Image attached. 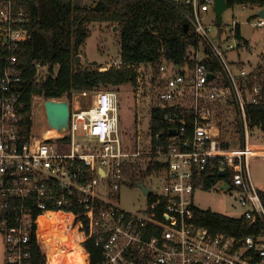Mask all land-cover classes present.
<instances>
[{"label":"built area","instance_id":"obj_1","mask_svg":"<svg viewBox=\"0 0 264 264\" xmlns=\"http://www.w3.org/2000/svg\"><path fill=\"white\" fill-rule=\"evenodd\" d=\"M170 1L185 19L193 39L180 64L161 57L133 64L118 60L98 68L133 71L128 86L139 149L125 143L118 126L120 98L113 89L79 91L76 103L67 100V128L62 132L50 129L54 134L36 137L31 114L27 125L19 106L25 89L16 57L4 59L0 76L4 263L26 262V243L35 227L48 264L37 220L44 213L60 212L67 215V228L85 252L87 264L82 243L88 239L100 247V264H264V207L248 173L250 125L245 113L247 106L264 105V75L259 66L248 68L231 58L247 43L239 34V23L232 20L226 26L222 19L217 22L213 0ZM1 6L2 44L15 47L27 41L29 36L21 27L23 10L15 9L11 1ZM237 6L255 11L256 18L247 20L250 27L264 25L262 7L256 3ZM54 75L46 66L36 64L33 81ZM85 97H89L87 104L82 103ZM38 98L33 96L32 102ZM153 111L161 113L166 137H160L159 131L151 133ZM144 117L146 130L142 131L138 125ZM170 129L176 134L169 135ZM143 157L145 161L137 164ZM149 164L153 168L147 176L160 178V190L147 187L151 193L137 212L119 209V188L129 185L126 171L135 165L146 171ZM209 179L214 180L209 189L232 193L241 209L238 217L229 218L244 224L255 222L254 233L237 236L200 223L192 195ZM151 195L155 197L153 205L161 208L159 213L149 210L147 197ZM14 201L18 202L16 211L11 206ZM33 210L38 211L34 218ZM54 242L57 252L62 251L57 237Z\"/></svg>","mask_w":264,"mask_h":264},{"label":"trees","instance_id":"obj_2","mask_svg":"<svg viewBox=\"0 0 264 264\" xmlns=\"http://www.w3.org/2000/svg\"><path fill=\"white\" fill-rule=\"evenodd\" d=\"M11 1L14 8H21L25 21L21 25L29 39L17 43L15 47L3 45L0 40V76L3 71L4 59L16 57V66L24 87V93L19 101L21 113L27 125L31 114L33 96L47 99H69L72 91H88L99 86L116 88L132 83L134 73L131 69L110 67L99 71L97 64L81 67L76 64L75 57L79 47L88 36V25L102 22L116 26L119 37L118 58L127 64L154 62L161 57L180 64L189 45L193 43L192 36L187 30L183 31L185 19L170 0H96L93 7L74 5L72 0H0L1 3ZM228 7L244 3H256L264 9V0H225ZM0 18V23H3ZM16 26V25H14ZM264 58V55H263ZM40 64L52 72L57 66L53 77L46 76L44 81L35 83V65ZM264 75V67H260ZM246 117L250 126H259L264 132V105L247 106ZM160 114L152 112L151 133L160 132V137H166L165 127L160 122ZM152 164L147 165L146 171L139 166L126 171L129 185L133 186L142 181L147 172L152 170ZM157 169V168H155ZM214 180L209 179L202 189H209ZM264 207V192H258ZM153 195L147 197L150 211H161L155 207ZM17 201L11 203L16 211ZM38 211L32 212V218ZM200 223L214 231H223L237 236L254 233L257 225L244 224L209 210L197 211ZM48 225V219L46 217ZM88 254L89 264H100V247L95 246L91 239L82 243ZM28 258L24 264H47V256L43 251L37 230L32 227L29 240L25 247ZM48 255L49 248L47 247ZM6 264V263H4Z\"/></svg>","mask_w":264,"mask_h":264},{"label":"rangeland","instance_id":"obj_3","mask_svg":"<svg viewBox=\"0 0 264 264\" xmlns=\"http://www.w3.org/2000/svg\"><path fill=\"white\" fill-rule=\"evenodd\" d=\"M72 1L74 5L80 7H93L96 3V0ZM255 18L256 14L254 10L248 8L242 10L237 5L224 10L221 17L223 25L229 26L232 20L239 23V34L246 41L247 46L238 51V56L233 55L231 58L240 61L248 68L256 66L264 67V25L252 28L247 22V20ZM118 41L119 37L116 26L102 22L89 24L88 36L79 47L78 54L76 55L78 56L76 64L81 67L89 66L93 63L102 66L118 61ZM57 68V66L53 67V74L56 73ZM110 89L116 90L118 98H120L118 126L123 132L125 143L128 148L139 149V145L137 144V120L131 116V88L126 84L116 88L99 86L93 90ZM78 93L79 91H72L69 99L63 100H68L70 104H74L78 101ZM89 97H92V95ZM89 97L83 98L82 103L87 104ZM44 99L46 100V98L39 96L38 99L33 100L31 103V130L32 134L36 137H41L50 132L43 108L44 102L42 100ZM146 121L147 117H144L143 122L138 125L142 131L146 130ZM140 142L143 143V139ZM247 146L250 150L247 160L250 180L258 191L264 192V132L259 126L255 125L248 128ZM145 159V157L140 158L136 163L141 165ZM142 182L153 191H159L162 185L160 178L154 174L146 176ZM117 200L116 206L119 209L127 212H137L144 207L146 198L136 185H127L119 188ZM192 202L199 210H209L226 217H238L241 211L235 203L232 193H223L216 189H195L192 195ZM73 242L76 243L75 240ZM4 256L5 245L3 236L0 234V264H4Z\"/></svg>","mask_w":264,"mask_h":264},{"label":"bare ground","instance_id":"obj_4","mask_svg":"<svg viewBox=\"0 0 264 264\" xmlns=\"http://www.w3.org/2000/svg\"><path fill=\"white\" fill-rule=\"evenodd\" d=\"M54 132L50 130L48 135ZM48 219V225L46 222ZM67 215L60 212H47L38 218L40 226L39 233L45 245L50 249L48 264H87L85 252L73 242L74 235L67 228ZM69 231V232H68ZM57 237L62 245L63 250H58L57 244L54 242Z\"/></svg>","mask_w":264,"mask_h":264},{"label":"water","instance_id":"obj_5","mask_svg":"<svg viewBox=\"0 0 264 264\" xmlns=\"http://www.w3.org/2000/svg\"><path fill=\"white\" fill-rule=\"evenodd\" d=\"M226 5L227 4L225 0H213V7L217 22L220 21L221 13L226 8ZM259 15L263 16V10L259 12ZM183 31H187V24L185 23L183 24ZM75 60L78 61V56L75 57ZM208 78H211V75H208ZM43 108L47 125L50 129H54L57 132H62L67 128L68 102L66 100L47 99L43 103ZM168 134L174 135L176 134V131L170 129ZM219 175L222 176L223 173H219ZM135 185L140 188L144 196H147L151 193V190L145 187L142 181L137 182Z\"/></svg>","mask_w":264,"mask_h":264},{"label":"crops","instance_id":"obj_6","mask_svg":"<svg viewBox=\"0 0 264 264\" xmlns=\"http://www.w3.org/2000/svg\"><path fill=\"white\" fill-rule=\"evenodd\" d=\"M214 213V212H213Z\"/></svg>","mask_w":264,"mask_h":264}]
</instances>
